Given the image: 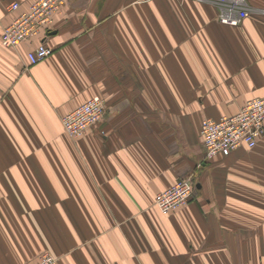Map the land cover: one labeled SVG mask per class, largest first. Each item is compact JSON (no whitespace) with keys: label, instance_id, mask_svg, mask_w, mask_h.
I'll return each instance as SVG.
<instances>
[{"label":"crops","instance_id":"crops-1","mask_svg":"<svg viewBox=\"0 0 264 264\" xmlns=\"http://www.w3.org/2000/svg\"><path fill=\"white\" fill-rule=\"evenodd\" d=\"M34 1L0 0V264H264V136L207 160L201 134L264 98V0L237 27L216 0H70L24 71L40 41L2 33ZM94 96L107 114L72 140L62 118Z\"/></svg>","mask_w":264,"mask_h":264},{"label":"built area","instance_id":"built-area-1","mask_svg":"<svg viewBox=\"0 0 264 264\" xmlns=\"http://www.w3.org/2000/svg\"><path fill=\"white\" fill-rule=\"evenodd\" d=\"M70 0H37L28 10L21 12V4L13 2L8 6L10 13H19L2 33V47L17 50L21 45L34 40L40 43L27 56L24 71L47 60L53 48L44 43L47 32ZM218 19L221 24L240 26L251 13L249 0H216ZM44 36V37H43ZM108 108L101 96H94L62 118L66 134L72 140L80 139L87 131L99 125L105 118ZM201 134L205 148V158L212 160L226 156L245 147L254 149L264 136V98L248 101L238 113L220 120L205 119ZM195 182L189 176L160 192L155 199V207L162 214L178 212L187 206L195 192ZM36 264H58L51 254H44Z\"/></svg>","mask_w":264,"mask_h":264},{"label":"trees","instance_id":"trees-1","mask_svg":"<svg viewBox=\"0 0 264 264\" xmlns=\"http://www.w3.org/2000/svg\"><path fill=\"white\" fill-rule=\"evenodd\" d=\"M35 48V47H34Z\"/></svg>","mask_w":264,"mask_h":264}]
</instances>
